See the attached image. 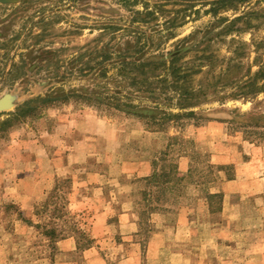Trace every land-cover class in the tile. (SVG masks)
<instances>
[{
    "label": "rangeland",
    "instance_id": "rangeland-1",
    "mask_svg": "<svg viewBox=\"0 0 264 264\" xmlns=\"http://www.w3.org/2000/svg\"><path fill=\"white\" fill-rule=\"evenodd\" d=\"M210 2L0 4V123L67 96L0 131V264H264V0Z\"/></svg>",
    "mask_w": 264,
    "mask_h": 264
},
{
    "label": "trees",
    "instance_id": "trees-1",
    "mask_svg": "<svg viewBox=\"0 0 264 264\" xmlns=\"http://www.w3.org/2000/svg\"><path fill=\"white\" fill-rule=\"evenodd\" d=\"M201 2H207L211 1V7L213 12H217V10L227 8L229 6L234 7L237 4L245 3L248 2L249 0H199ZM177 58H173L172 61L170 62V70L174 73L175 75V85H179L180 79L185 78V76H181L179 74L178 68H177ZM145 67V66H144ZM264 81V65L263 68L259 70L257 75L254 78V82L256 81ZM255 84L251 85L254 86ZM181 87V86H179ZM258 87V86H257ZM182 88V87H181ZM256 91H264V84L262 87L258 88H252ZM181 90V89H180ZM192 97L191 92L187 90L181 91V100L188 101L189 98ZM67 96H47L44 98L38 97L33 100H30L20 106L14 113L9 114V118L6 119L5 121L0 123V131H3L6 128H10L14 122L19 121L21 119L25 118H36L39 114L40 111L44 108L49 107L51 104H54L55 102H61L65 101ZM186 99V100H185ZM47 238L51 241L55 240V232L53 230H47L46 234Z\"/></svg>",
    "mask_w": 264,
    "mask_h": 264
},
{
    "label": "water",
    "instance_id": "water-1",
    "mask_svg": "<svg viewBox=\"0 0 264 264\" xmlns=\"http://www.w3.org/2000/svg\"><path fill=\"white\" fill-rule=\"evenodd\" d=\"M17 1H22V0H0V4L12 3ZM11 106H12V99L10 96H5L0 99V112L9 109Z\"/></svg>",
    "mask_w": 264,
    "mask_h": 264
}]
</instances>
